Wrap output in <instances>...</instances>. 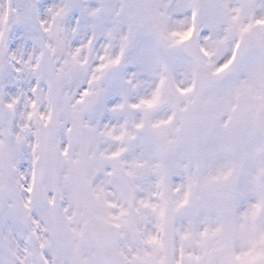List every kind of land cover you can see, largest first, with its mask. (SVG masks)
I'll list each match as a JSON object with an SVG mask.
<instances>
[{
  "label": "snow or ice",
  "instance_id": "snow-or-ice-1",
  "mask_svg": "<svg viewBox=\"0 0 264 264\" xmlns=\"http://www.w3.org/2000/svg\"><path fill=\"white\" fill-rule=\"evenodd\" d=\"M0 264H264V0H0Z\"/></svg>",
  "mask_w": 264,
  "mask_h": 264
}]
</instances>
